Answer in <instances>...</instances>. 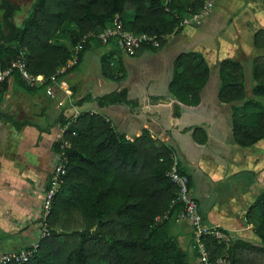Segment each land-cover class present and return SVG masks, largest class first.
Listing matches in <instances>:
<instances>
[{
	"label": "trees",
	"instance_id": "trees-1",
	"mask_svg": "<svg viewBox=\"0 0 264 264\" xmlns=\"http://www.w3.org/2000/svg\"><path fill=\"white\" fill-rule=\"evenodd\" d=\"M202 1L32 0L26 16L15 24L18 7L0 0V70L8 68L22 51L29 74L46 80L53 76L59 82L78 67L91 46H102L94 36L110 26L114 18L124 31L146 34L158 41L157 48L143 45L134 55L142 48L155 51L168 36L181 29L180 21L196 12ZM78 45L75 62L65 67ZM252 45L264 51L263 30L254 33ZM108 57L99 58L100 76L117 80ZM216 72V100L232 108L233 143L248 148L264 138V54L258 53L253 58L249 98L244 89L243 68L237 61H218ZM208 77L209 68L201 54L183 52L175 56L166 86L174 99V118H178L180 105H198ZM10 78L27 93L43 91V87L25 86L13 69L0 84V103ZM89 100L87 96L74 105ZM93 101L98 107L134 108L137 103L126 99L125 89ZM64 112L61 108L56 123L60 129L66 126L61 134V139L68 143L64 151L65 174L45 216L49 235L37 240L35 251L25 262L10 264H200L192 229L186 224L188 233L182 238L171 229L173 218L181 210L179 203L171 204L177 188L166 177L175 160V148L153 138L146 129L128 140L94 112L82 111L76 116ZM0 120L15 130L31 125L1 112ZM186 131H190L194 142H205L202 129L191 127L183 130ZM57 144L53 143L54 153ZM176 169L186 176L189 188V177L178 163ZM165 214V219L154 221ZM245 220L251 225L247 237L199 238L209 263L221 259L223 264H264V192L255 196Z\"/></svg>",
	"mask_w": 264,
	"mask_h": 264
},
{
	"label": "crops",
	"instance_id": "crops-1",
	"mask_svg": "<svg viewBox=\"0 0 264 264\" xmlns=\"http://www.w3.org/2000/svg\"><path fill=\"white\" fill-rule=\"evenodd\" d=\"M218 5L214 9L218 7L219 19L213 15L198 27L181 28L155 51L142 48L135 55L126 56L113 42L100 46L105 52L94 51L98 64L90 63L89 70L95 74L86 79L83 69L89 64L82 67L83 71L78 69L83 66V55L78 67L59 81L61 90H56L54 98L42 90L27 93L8 79L0 112L31 125L15 130L0 120V254L16 252L38 240L40 201L56 161L53 143L60 134L56 122L61 108L66 115L82 111L100 114L128 140L146 129L153 138L171 144L175 148L174 159L189 177V193L198 205L202 226L221 230L229 238L249 236L251 225L246 222L245 213L255 196L264 192V138L248 148L238 147L232 140L228 110H192L200 101L194 107L180 105L178 118H174V99L166 89L172 61L183 53L181 44L189 46L187 52L201 54L209 69L223 59L238 61L243 67L239 58L248 59L253 52L264 54L252 45L254 33L264 31V0H221ZM102 55L110 56L109 65L117 80L96 76ZM255 55L250 59V68ZM209 81L208 77L200 100ZM120 89L126 90V99L137 102L134 108L98 107L93 101ZM87 96L89 101L74 105ZM57 102L63 105L58 107ZM191 127L203 130V144L194 142L190 131L183 132ZM210 178L218 186L216 198L205 202L214 189L208 187ZM204 184L205 189L199 190ZM171 229L182 238L189 228L185 223L173 222Z\"/></svg>",
	"mask_w": 264,
	"mask_h": 264
},
{
	"label": "built area",
	"instance_id": "built-area-1",
	"mask_svg": "<svg viewBox=\"0 0 264 264\" xmlns=\"http://www.w3.org/2000/svg\"><path fill=\"white\" fill-rule=\"evenodd\" d=\"M214 0H203L201 7L186 17H184L179 26L184 27H198L207 17L210 10L213 7ZM102 45H106L113 42L116 48L126 56H133L135 51L143 45H147L151 48L158 47V41L149 35L138 34L133 35L122 29L121 23L117 18H114L111 25L106 27L104 30L99 32L94 36ZM80 49V45L76 46L73 50V55L71 59L65 64V67L71 66L75 62V53ZM17 70L21 81L25 86L31 88L43 87V93L49 97L54 98L55 90H61L60 83L56 82L53 76H50L48 80L42 76H33L25 70L24 53L19 51L14 60L10 63L9 67L0 70V84L5 78L9 76L11 70ZM46 81L48 82L46 84ZM45 84V85H44ZM67 95L66 91H63ZM62 102H57V106H62ZM76 116V114L74 115ZM66 129V126L60 129L59 137L55 140L57 144L56 161L53 164L50 176L48 178L47 186L44 188L40 201L39 217H38V239L46 237L49 235L46 229L44 220L48 212L50 201L53 195L57 192L59 185L61 183V177L65 174L64 165L66 158L64 155L65 149L68 147V143L61 139L62 132ZM73 135V133H71ZM177 162L173 160L169 169L166 172V177L168 180L174 184L177 188L174 199L171 204L179 203L181 205V210L173 218L174 223H185L191 229L193 233V240L196 244L200 264H211L208 262L207 255L199 241V238L204 235L213 236L217 240H226V237L221 233L212 228H205L202 226L201 217L199 213V208L194 199L189 193V188L187 186V178L184 175L179 174L176 169ZM166 218V214L162 217H155L154 221H160ZM36 249V243L29 246L28 248H23L17 250L13 253L0 254V264H10L25 262L29 256ZM214 264H223V260L218 259Z\"/></svg>",
	"mask_w": 264,
	"mask_h": 264
},
{
	"label": "rangeland",
	"instance_id": "rangeland-1",
	"mask_svg": "<svg viewBox=\"0 0 264 264\" xmlns=\"http://www.w3.org/2000/svg\"><path fill=\"white\" fill-rule=\"evenodd\" d=\"M7 1H9L13 5H15L16 7H18L19 10L14 15V22H15V24H19L21 22V20L26 16L32 0H7ZM219 1H221V0H214L213 7L210 10L209 14L207 15L208 17L205 18V21L209 17H211L213 15H216L215 18L219 19V16H220V14L218 13V7H219L218 3H219ZM237 5L238 4L236 3L235 6H237ZM215 6H218V7L216 9H214ZM172 40H174V38L169 40V41H172ZM179 47H180L182 52H187L188 49H189L188 48L189 46L188 45L186 46L185 44L184 45L181 44ZM97 49L98 50H95V49L91 50L90 49V50L86 51V53L84 54L83 66L80 65L81 67L78 68L79 71H83L84 70L83 71L84 75H82L83 79H86V78L90 77L92 74H95V73H93V71L89 70L90 67H91L90 63H93V62L96 61V63L98 64V59H97L98 56H97V54L94 51H98L99 54H102L103 52H105L104 47H99ZM255 54H256V52H253V53L249 54V58L248 59H242V58L238 59L241 62V64L243 65L242 68H243V73H244V89L246 91V98L250 97V93H249V88L251 87L250 59ZM87 64H89V65L87 66ZM216 64H217V62L215 64H211V67L209 69L210 70L209 71V80L210 81H209V83L207 84L206 88L203 91V96H202V98L200 100L199 105L196 108L192 109V110H228V111H226V114L229 115V119L231 121L232 108L229 105L219 104L217 102V100H216V90H217V85H218ZM84 66H87V68L83 69L82 67H84ZM97 75H100V70L97 68V65H96V76ZM55 92H56V90H55ZM37 95L41 96V93L38 92ZM165 110H168V109H165ZM177 158L181 159V156L178 154ZM208 184H209V186H208L209 188L214 187V189H213V193H209L208 198H206L207 200H204L205 202L206 201L209 202L211 199L213 200L214 198H216V197H214V194H215L214 192H216L215 188L218 187L217 185L214 186V182L212 181L211 178L208 180ZM205 186H206L205 184L203 186L200 185L199 186V190L200 189L204 190ZM205 193H207V188L205 190Z\"/></svg>",
	"mask_w": 264,
	"mask_h": 264
},
{
	"label": "water",
	"instance_id": "water-1",
	"mask_svg": "<svg viewBox=\"0 0 264 264\" xmlns=\"http://www.w3.org/2000/svg\"><path fill=\"white\" fill-rule=\"evenodd\" d=\"M164 104H167V102L163 101Z\"/></svg>",
	"mask_w": 264,
	"mask_h": 264
}]
</instances>
